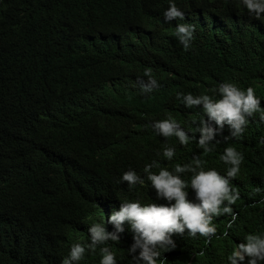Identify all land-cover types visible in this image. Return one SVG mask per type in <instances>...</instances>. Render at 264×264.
Masks as SVG:
<instances>
[{"label": "trees", "instance_id": "obj_1", "mask_svg": "<svg viewBox=\"0 0 264 264\" xmlns=\"http://www.w3.org/2000/svg\"><path fill=\"white\" fill-rule=\"evenodd\" d=\"M133 2L0 0V264H62L71 244L88 242L86 224L100 222L89 221L88 189L100 180L112 184L115 172L133 169L145 184L125 190L116 180L114 190L142 204L165 205L147 186V164L156 160L174 172L177 164L200 156L205 170L226 176L219 156L228 146L243 155L240 173L230 178L239 191L231 206L238 214L235 224L227 229L230 214L214 217L217 232L207 243L204 237L173 234L175 248L161 259L227 264L246 234L264 233L260 114L248 118L237 138L224 125L205 154L195 130L201 118L216 126L202 105L187 108L177 98V93L211 95L230 82L254 88L264 108V20L250 18L238 0H175L185 21L164 24L169 0ZM182 22L195 25L187 50L174 35ZM146 69L159 86L142 95L136 80L149 79ZM168 118L196 139L180 145L175 137L155 135V120ZM131 132L138 133L136 139ZM165 147L176 149L171 161L156 155ZM82 162L91 173L73 168ZM180 175L189 180L192 173ZM187 198L198 202L195 194ZM133 236L125 224L119 240L107 242L117 264H130ZM101 256L97 248L79 264H99Z\"/></svg>", "mask_w": 264, "mask_h": 264}, {"label": "clouds", "instance_id": "obj_2", "mask_svg": "<svg viewBox=\"0 0 264 264\" xmlns=\"http://www.w3.org/2000/svg\"><path fill=\"white\" fill-rule=\"evenodd\" d=\"M133 3L139 2L134 0ZM238 3L250 18L264 20V0H238ZM174 20L185 21V13L177 6L175 0H169L161 22L170 24ZM194 33L195 25L191 23L182 22L175 25L174 35L185 50L191 47ZM145 76L149 79L136 80L141 83L139 88L142 95L151 93L159 86L152 77L151 69H146ZM130 77L134 79L133 76ZM181 97L187 108L202 105V111L208 121L214 122L216 126L213 128L201 118L200 127L195 130L200 133L199 139L196 140L197 146L205 154L213 150L210 142L224 125L234 129L231 135L237 138L244 131L242 126H246L249 122L248 118L254 114L259 113L260 121L264 123V108L261 107V100L252 87L241 89L236 84L228 82L219 84L212 90L211 95L177 93V98ZM152 128L155 130V135L164 138L175 137L180 145H188L191 140L196 139L190 137L181 124L172 118L155 120ZM131 133L132 138L136 139L138 133ZM260 143L264 144V137L261 138ZM175 152V147H165L156 155L171 161ZM219 159L227 166L226 176L221 175L215 168L205 170V161L200 156L193 157L189 163L177 164L174 172L161 167L156 160L147 164L144 168L147 180L150 182L147 186L154 190L156 200L167 202L165 205L155 202L142 204L139 200L134 201L124 196L123 191L114 190L111 185H114L116 180H118L116 184L119 183L125 190L137 184H145L144 178L133 169L127 168L120 173L115 172L112 184L102 180L97 184L94 183L87 191V198L92 208L89 221L98 219L100 222L86 224L88 242L71 244L70 251L62 264H79L86 253L95 252L97 248L102 253L99 264H117L116 254L107 242H117L119 234L124 232L125 224L134 233V243L127 249V254L131 256L130 264H158V261L159 264H164V260L161 259L162 253L175 248L173 234L187 233L188 237H204L206 243L210 242L217 232L213 219L222 214L231 215L226 226L227 229H231L238 218V214L231 206L239 199V191L232 186L230 178H235L240 173L243 155L236 147L228 146ZM78 164L73 167L75 170L80 172L83 167L84 172H90L86 163ZM153 167L159 168L158 173L152 172ZM182 173H192V175L189 180H185L180 175ZM189 188L193 192L188 195ZM256 191L260 192L261 189L257 188ZM193 194L198 202H192L187 198ZM260 203L264 204V200ZM112 228L114 231H111ZM227 235V231H224L223 236L227 237ZM244 241L235 244L226 257L227 264H245V261L246 264H264V233H248ZM199 256L203 257L204 253L200 252Z\"/></svg>", "mask_w": 264, "mask_h": 264}, {"label": "bare ground", "instance_id": "obj_3", "mask_svg": "<svg viewBox=\"0 0 264 264\" xmlns=\"http://www.w3.org/2000/svg\"><path fill=\"white\" fill-rule=\"evenodd\" d=\"M89 147V146H88Z\"/></svg>", "mask_w": 264, "mask_h": 264}]
</instances>
